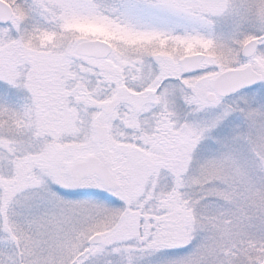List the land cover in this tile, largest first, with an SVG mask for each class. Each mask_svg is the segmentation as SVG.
<instances>
[{"label":"snow or ice","instance_id":"1","mask_svg":"<svg viewBox=\"0 0 264 264\" xmlns=\"http://www.w3.org/2000/svg\"><path fill=\"white\" fill-rule=\"evenodd\" d=\"M0 264H264V0H0Z\"/></svg>","mask_w":264,"mask_h":264},{"label":"rangeland","instance_id":"2","mask_svg":"<svg viewBox=\"0 0 264 264\" xmlns=\"http://www.w3.org/2000/svg\"><path fill=\"white\" fill-rule=\"evenodd\" d=\"M110 2H111V0H110ZM221 132H222V130H217V131L213 132L212 135H213V136H217V135H220ZM211 143H212L211 140L205 141V146H209V145H211Z\"/></svg>","mask_w":264,"mask_h":264}]
</instances>
